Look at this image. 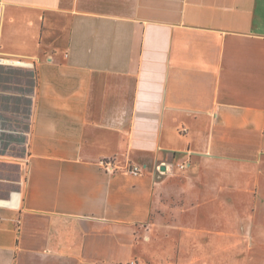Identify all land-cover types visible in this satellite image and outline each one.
Wrapping results in <instances>:
<instances>
[{
    "label": "crops",
    "instance_id": "obj_1",
    "mask_svg": "<svg viewBox=\"0 0 264 264\" xmlns=\"http://www.w3.org/2000/svg\"><path fill=\"white\" fill-rule=\"evenodd\" d=\"M0 60V264H264V0H0Z\"/></svg>",
    "mask_w": 264,
    "mask_h": 264
},
{
    "label": "built area",
    "instance_id": "obj_2",
    "mask_svg": "<svg viewBox=\"0 0 264 264\" xmlns=\"http://www.w3.org/2000/svg\"><path fill=\"white\" fill-rule=\"evenodd\" d=\"M2 61L0 60V63H1ZM102 166L104 167V169L106 170V171H113L114 169H113V165H112V162L111 161H104L103 163H102ZM186 164H180L179 165V168L180 169H184V168H186ZM128 172L130 173V174H132V175H135V176H137V175H139L140 173H141V171H140V167L139 166H134V165H130L129 167H128Z\"/></svg>",
    "mask_w": 264,
    "mask_h": 264
}]
</instances>
